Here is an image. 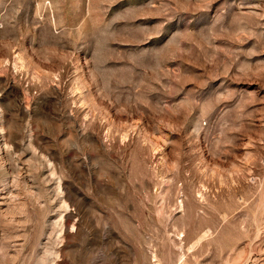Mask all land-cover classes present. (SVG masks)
I'll return each mask as SVG.
<instances>
[{
  "label": "rangeland",
  "instance_id": "rangeland-1",
  "mask_svg": "<svg viewBox=\"0 0 264 264\" xmlns=\"http://www.w3.org/2000/svg\"><path fill=\"white\" fill-rule=\"evenodd\" d=\"M0 264H264V0H0Z\"/></svg>",
  "mask_w": 264,
  "mask_h": 264
}]
</instances>
